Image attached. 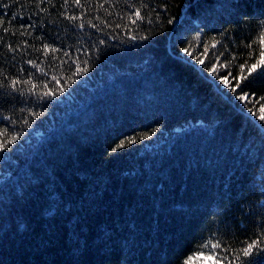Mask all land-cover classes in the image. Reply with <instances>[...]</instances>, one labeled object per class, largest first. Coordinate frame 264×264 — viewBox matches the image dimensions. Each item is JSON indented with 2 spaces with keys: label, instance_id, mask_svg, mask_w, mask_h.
<instances>
[{
  "label": "trees",
  "instance_id": "1",
  "mask_svg": "<svg viewBox=\"0 0 264 264\" xmlns=\"http://www.w3.org/2000/svg\"><path fill=\"white\" fill-rule=\"evenodd\" d=\"M262 52L264 0H0V264H264Z\"/></svg>",
  "mask_w": 264,
  "mask_h": 264
},
{
  "label": "snow or ice",
  "instance_id": "2",
  "mask_svg": "<svg viewBox=\"0 0 264 264\" xmlns=\"http://www.w3.org/2000/svg\"><path fill=\"white\" fill-rule=\"evenodd\" d=\"M66 2H67V0H66ZM74 2L77 5L80 4V0H74ZM133 16L135 17V19H133ZM69 19H73V17H69ZM128 19L131 20L133 24H135L137 20L142 19L141 11L139 9H137L134 13H132L131 15H129ZM5 30L7 31V29H5ZM48 48H49L48 45H45L44 46L45 51H47ZM52 51H56V49L53 48ZM185 51L187 52L188 49H185ZM206 51H207V49H206ZM261 56L264 57V52L261 53ZM204 62H205L204 60H200L199 61V63H201V64H203ZM29 63H32V61H29ZM261 66H264V58H262L261 60H259L256 64H253L250 68L247 69V71H248L249 74H252L253 72H255L257 70V68H259ZM221 67H223V65H221ZM243 67H244V65H241V68L242 69H243ZM37 68H39V66H37ZM83 70H86V69H82V71ZM210 71L215 72L216 71V65H213V67L210 69ZM241 79H243V77H241ZM221 81L225 85L229 84V78L227 76H222L221 77ZM27 82L28 81H24V83H27ZM19 83H21V81L18 80V79H14V80L11 81V84L13 86H15V85H17ZM232 91L235 92L236 91V88L233 87L232 88ZM239 98L241 100L246 99L245 96H241ZM260 120L264 121V116H261L260 117ZM13 139H15V137H13ZM3 147H4V145L3 144H0V148H3ZM256 243H257L256 241H253V242L249 243L247 245V247L242 250V253L241 254L243 256H245V257L249 256L250 252L252 251V249H253L254 245H256ZM219 246L220 245L218 243L211 245V247L213 249L219 248ZM205 259H213V257L212 256H207V257H205ZM214 264H220V261H219L218 258L216 260H214Z\"/></svg>",
  "mask_w": 264,
  "mask_h": 264
}]
</instances>
